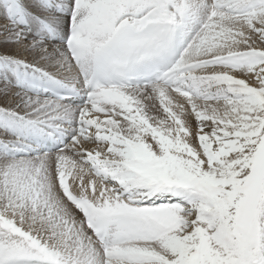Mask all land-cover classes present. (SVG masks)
I'll return each mask as SVG.
<instances>
[{
  "label": "snow or ice",
  "instance_id": "6c2138e0",
  "mask_svg": "<svg viewBox=\"0 0 264 264\" xmlns=\"http://www.w3.org/2000/svg\"><path fill=\"white\" fill-rule=\"evenodd\" d=\"M0 264H264V0H0Z\"/></svg>",
  "mask_w": 264,
  "mask_h": 264
}]
</instances>
